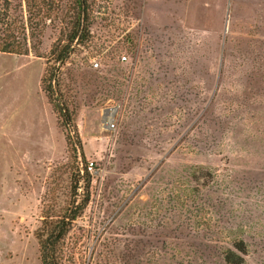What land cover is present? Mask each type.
Returning <instances> with one entry per match:
<instances>
[{"label":"rangeland","instance_id":"obj_1","mask_svg":"<svg viewBox=\"0 0 264 264\" xmlns=\"http://www.w3.org/2000/svg\"><path fill=\"white\" fill-rule=\"evenodd\" d=\"M25 2L0 11L19 24ZM55 2L27 54L0 52V264H42L35 232L77 177L61 264H232L240 240L238 264H264V0H88L90 36L60 64L74 0Z\"/></svg>","mask_w":264,"mask_h":264},{"label":"trees","instance_id":"obj_2","mask_svg":"<svg viewBox=\"0 0 264 264\" xmlns=\"http://www.w3.org/2000/svg\"><path fill=\"white\" fill-rule=\"evenodd\" d=\"M5 1L8 3L9 0ZM55 3V0H41L40 6H37L38 2H35L34 0H26V6L22 10H25V13H27L26 20L20 15L21 19L19 24L16 23V18L15 20L11 19L7 9L0 11V23H3L6 20V28L0 36V52L27 54L29 49L27 46V40L35 34V26H33L34 14L41 15L42 13L43 17H48L51 10L54 9L53 4ZM36 8L40 13H35ZM88 9V0H74L71 30L68 33L64 44H60L61 42H59L52 49V54H55V63L60 64L68 59L73 52L74 44L77 45L83 43L90 36ZM26 28H29V35L26 33ZM19 29L22 31L23 35L19 34ZM59 70L60 65L55 64L52 66L48 64L42 78V85L57 112L61 125L67 130L66 136L69 143L73 145L72 137L74 136V133L76 135L73 110H71L66 104H61V100H58L55 96L56 93L59 94L57 77ZM73 149L77 150L78 148ZM76 171L79 172L80 169L77 168ZM84 171L87 174L86 176H89V172L86 168ZM75 175L76 174H74V176ZM88 178L87 186L85 187L86 193L81 200L77 202L75 197L76 191L79 187L78 181L80 180L77 177L74 180L70 205L66 211L61 216L53 217L52 215H46L42 219L41 226L35 232L39 244L40 260L42 264H61L62 256L57 253L58 245L66 238L69 231H71L74 221L80 216L89 201ZM235 247L238 252H235L232 249H227L225 251L223 259L226 263L238 264L243 260V255L246 253V247L243 240L237 242Z\"/></svg>","mask_w":264,"mask_h":264},{"label":"built area","instance_id":"obj_3","mask_svg":"<svg viewBox=\"0 0 264 264\" xmlns=\"http://www.w3.org/2000/svg\"><path fill=\"white\" fill-rule=\"evenodd\" d=\"M121 59H122L123 61H125V60H127V56L123 55V56H121ZM92 63H93V65H94L95 67H97V66L99 65V63H98L97 61H94V62H92ZM110 121H111V118L108 117V119H107V121H106V124H107L108 126H113V125H114L113 122H110ZM87 169H88L90 172L93 170V162H89V163H88V165H87Z\"/></svg>","mask_w":264,"mask_h":264},{"label":"water","instance_id":"obj_4","mask_svg":"<svg viewBox=\"0 0 264 264\" xmlns=\"http://www.w3.org/2000/svg\"><path fill=\"white\" fill-rule=\"evenodd\" d=\"M109 109H112V108H109ZM114 110H117V107H114Z\"/></svg>","mask_w":264,"mask_h":264}]
</instances>
